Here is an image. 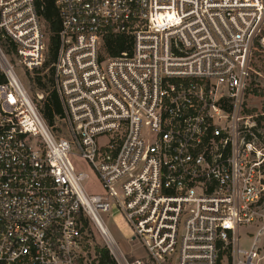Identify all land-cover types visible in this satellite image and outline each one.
Returning a JSON list of instances; mask_svg holds the SVG:
<instances>
[{"label":"built area","instance_id":"1","mask_svg":"<svg viewBox=\"0 0 264 264\" xmlns=\"http://www.w3.org/2000/svg\"><path fill=\"white\" fill-rule=\"evenodd\" d=\"M54 1L52 127L23 82L46 73L37 0H0V264H263L264 0Z\"/></svg>","mask_w":264,"mask_h":264},{"label":"trees","instance_id":"2","mask_svg":"<svg viewBox=\"0 0 264 264\" xmlns=\"http://www.w3.org/2000/svg\"><path fill=\"white\" fill-rule=\"evenodd\" d=\"M37 7L40 16L46 23V30L48 33V50L44 63V70L48 71L43 75H37L33 91L42 92L44 98L37 102L40 112L49 126H54L56 117L62 113V105L56 90L53 87L52 80V63L56 60L59 50V31L61 29V19L59 11L56 8L54 0H37ZM127 39L125 35L108 36L106 38V46L110 55H118L127 49ZM254 110L247 109L248 113ZM101 264H116L112 256L107 250L101 253Z\"/></svg>","mask_w":264,"mask_h":264},{"label":"rangeland","instance_id":"3","mask_svg":"<svg viewBox=\"0 0 264 264\" xmlns=\"http://www.w3.org/2000/svg\"><path fill=\"white\" fill-rule=\"evenodd\" d=\"M48 69H45L44 71L47 72ZM23 82L29 94L34 98V82L32 81V79L26 80L25 78H23ZM244 103L247 109L254 111H264V43L259 44L254 52V56L252 59L251 76L244 97ZM80 167L90 175V180L84 184L86 190L89 193L102 192L101 183L99 182L96 175L91 171L87 161L82 158L80 159ZM109 226L115 238L120 241L123 246H125L127 244V239L129 238L130 231L123 218L118 213H115L113 220H109Z\"/></svg>","mask_w":264,"mask_h":264}]
</instances>
